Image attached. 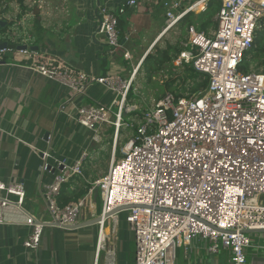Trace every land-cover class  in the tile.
<instances>
[{
    "label": "built area",
    "instance_id": "built-area-1",
    "mask_svg": "<svg viewBox=\"0 0 264 264\" xmlns=\"http://www.w3.org/2000/svg\"><path fill=\"white\" fill-rule=\"evenodd\" d=\"M207 1L184 6L182 0H161L167 19L164 30L189 12L204 11ZM136 4V0L97 4V33L104 36L106 58H113L122 47L119 18L126 6ZM263 13L264 0H221L212 34L189 26L172 65L191 64L205 73L206 90L188 97L170 92L162 95L142 113L134 133L123 144L121 156L113 157L106 174L92 183L102 199L97 221L99 242L105 220L125 212L135 240L133 264H173L175 247L196 235L206 241L210 252L225 249L232 264H244L249 246L245 230L264 228V73L238 69ZM0 18L7 20L5 15ZM8 29L16 44L0 48V64L8 54L24 56L36 74L77 94L85 91L88 82L96 81L116 92L112 104L117 110L112 112L103 104L79 105L77 123L93 131L106 125L116 132L122 125L133 128V123L123 121L122 109L124 105L137 109L135 104H127V93L138 66L127 79L112 74L93 77L68 67H54L37 58L26 44L27 36L19 37L13 27ZM20 45L26 47L18 48ZM122 57L131 59L128 51ZM42 166L46 169L47 162ZM77 173L80 161L71 166L62 164L42 193L54 226L75 224L85 204L84 198L64 206L56 203L61 185ZM25 196L23 183L0 181V223L3 208L21 206ZM29 221L32 231L23 245L35 249L43 224L32 218Z\"/></svg>",
    "mask_w": 264,
    "mask_h": 264
},
{
    "label": "crops",
    "instance_id": "crops-1",
    "mask_svg": "<svg viewBox=\"0 0 264 264\" xmlns=\"http://www.w3.org/2000/svg\"><path fill=\"white\" fill-rule=\"evenodd\" d=\"M101 1L25 0V11L14 9L19 15L14 20L19 25L17 36H27L26 44L37 53V58L54 67H68L93 77L112 74L127 79L164 35L173 34L171 31L176 27L179 29L177 22L164 30L167 19L161 0H136L137 4L126 6L121 16L122 47L108 59L104 36L97 33L96 8ZM124 1L113 0L114 4ZM193 1L196 0H182L181 4L185 6ZM143 30L148 32V36L142 35L147 45L139 43ZM180 35L181 41L188 36L187 32ZM8 41L11 46L16 44L12 38ZM124 51L129 52L130 60L122 57ZM133 56H139L135 62ZM3 61L0 64V181L23 183L26 196L21 206L10 204L3 208L0 264H133L135 240L125 212L105 220L100 242L98 223L84 224L101 212L100 192L97 187L92 188V183L102 178L112 158H117V132L110 125L97 131L79 125L76 110L79 105L103 104L115 112L117 106L112 102L116 92L91 81L83 93H72L36 74L26 65L28 58L24 56L15 58L8 54ZM131 86L135 91L133 82ZM132 101L127 98L128 105ZM123 121L134 122L126 116ZM44 161L48 164L46 169L42 166ZM77 161H80V173L69 178L62 191L78 193L86 189L80 197L85 199V204L75 224L54 226L42 193L62 164L71 166ZM30 218L43 224L40 243L35 249L23 245L32 231ZM247 235L249 246L244 264H264V231ZM173 264L232 263L227 250L212 253L206 241L196 235L175 247Z\"/></svg>",
    "mask_w": 264,
    "mask_h": 264
},
{
    "label": "trees",
    "instance_id": "trees-1",
    "mask_svg": "<svg viewBox=\"0 0 264 264\" xmlns=\"http://www.w3.org/2000/svg\"><path fill=\"white\" fill-rule=\"evenodd\" d=\"M10 3H15L20 11L26 10L25 0H0V16L11 14L13 19H11L9 24H13L19 15L13 12V7ZM221 5V0H208L206 8L204 11L194 14L189 12L184 15L177 23L178 27H189L193 26L197 31H203L208 34L209 31L216 28V21L214 16L217 13ZM123 21L121 17L119 18V30L122 32L123 36ZM181 34V32H180ZM176 35V41L173 42L166 41L164 45H154L152 49L143 57L141 60L136 74L143 72L142 81H145V85L153 81L152 87L159 88L161 93L155 95V102L166 92L173 93L176 97H188L191 95H197L204 92L207 88L208 77L205 73L196 71L191 64H182L178 69L177 73H174L171 69L173 68L172 62L177 57L182 47L179 43L181 35ZM122 39V38H121ZM241 72H260L264 73V13L260 16L257 21L253 42L251 48L244 54L242 62L238 66ZM165 73L168 76L162 81L158 82L154 78L159 73ZM135 74V75H136ZM136 91H134L133 86L129 89L127 93V98L134 99L136 96ZM134 95V96H133ZM136 109V108H135ZM149 108L144 107L143 109L135 112L138 121L133 122V131H135L136 125L140 122V118L143 112ZM129 109L127 105H124L122 109V117L125 120V114ZM127 120V119H126ZM122 128L117 131V138ZM117 141V140H116ZM116 143V154L117 150ZM120 155V153L118 154ZM72 175L71 177L75 176ZM70 177V178H71ZM63 184L61 185L59 194L56 197V203L58 206H64L67 203L76 202L86 191V189L81 190L78 193H64L62 191Z\"/></svg>",
    "mask_w": 264,
    "mask_h": 264
},
{
    "label": "rangeland",
    "instance_id": "rangeland-1",
    "mask_svg": "<svg viewBox=\"0 0 264 264\" xmlns=\"http://www.w3.org/2000/svg\"><path fill=\"white\" fill-rule=\"evenodd\" d=\"M10 6L13 7V12H14V9L17 8V6L15 5V3H10L9 4ZM7 16V20L10 21L11 19H13L14 16H12L11 14H7L5 15ZM11 18V19H9ZM16 21L13 22V24H11L10 26L13 27L14 31H17V24L15 23ZM171 32H173V34L171 33L170 35L166 34L164 35L163 39H161L157 44L159 46H162L164 45V43L166 41H169V42H173L175 39L174 37L179 34L180 32L184 35L186 34L187 32V27H180L179 29L176 27L174 30H172ZM151 33V32H149ZM155 32H153V35H154ZM140 42L142 45H147V41H145L142 37V35H147L148 36V32H146L145 30H143L140 34ZM173 35V36H172ZM176 38V37H175ZM181 41V40H180ZM179 41V42H180ZM139 56H133V62H135L137 60ZM180 67V66H179ZM179 67H175V68H172L171 70L174 72V73H177L178 72V68ZM142 75H143V72L141 71L140 73L136 74L132 80V82L134 83V88H135V91H136V94H135V98L133 99L132 101V104H135L137 106V108L139 110L143 109L144 107L146 108H151L154 103H155V95L157 93H161V91L159 90V88H155V87H152V84H153V81L152 82H149L148 85H145V81H142ZM168 75L165 74V73H159L155 78L154 80H157L158 82H162ZM134 96V95H133ZM117 108V107H116ZM137 111V109L135 108H132V109H129L125 114L126 117H128V120H130V118L133 119L134 122L138 121L137 119V116H135V112ZM121 129V132L119 133V136L118 138H116V143H117V150H119L118 152L121 153V149L123 147V144L125 143V141L127 140L128 137H130L134 131L132 129V127H126L124 125L120 126ZM118 153V154H119ZM117 154V158H119L121 156ZM263 200H264V197H263ZM263 204H264V201H263Z\"/></svg>",
    "mask_w": 264,
    "mask_h": 264
},
{
    "label": "water",
    "instance_id": "water-1",
    "mask_svg": "<svg viewBox=\"0 0 264 264\" xmlns=\"http://www.w3.org/2000/svg\"><path fill=\"white\" fill-rule=\"evenodd\" d=\"M8 23H9L8 20L0 18V48H5L9 45L8 40L10 38V34L8 31L9 29H7ZM121 42H123V40ZM24 47H26V45L18 46V48H24ZM123 208H125V206H123L121 208H115L111 213L116 212V211L123 209ZM99 219H100V216H97L95 219L91 220L90 222H85L84 224L85 225L95 224ZM77 225H79V224H77ZM69 226H71V225L64 226V227H69ZM254 231H264V228H249V229L245 230V232L247 234L250 232H254Z\"/></svg>",
    "mask_w": 264,
    "mask_h": 264
}]
</instances>
